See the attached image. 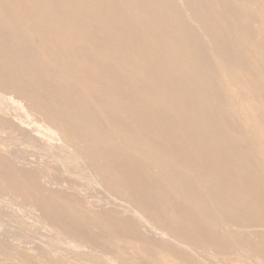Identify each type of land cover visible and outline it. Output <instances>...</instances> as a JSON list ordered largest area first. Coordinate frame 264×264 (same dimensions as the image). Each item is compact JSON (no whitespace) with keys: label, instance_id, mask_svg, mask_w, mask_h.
Segmentation results:
<instances>
[{"label":"rangeland","instance_id":"1","mask_svg":"<svg viewBox=\"0 0 264 264\" xmlns=\"http://www.w3.org/2000/svg\"><path fill=\"white\" fill-rule=\"evenodd\" d=\"M0 264H264V0H0Z\"/></svg>","mask_w":264,"mask_h":264}]
</instances>
